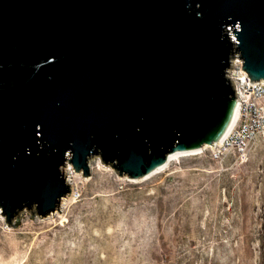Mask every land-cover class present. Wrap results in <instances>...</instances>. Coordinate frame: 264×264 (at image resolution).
I'll return each instance as SVG.
<instances>
[{
  "label": "water",
  "instance_id": "obj_1",
  "mask_svg": "<svg viewBox=\"0 0 264 264\" xmlns=\"http://www.w3.org/2000/svg\"><path fill=\"white\" fill-rule=\"evenodd\" d=\"M233 53L264 83V0H0L5 227L56 216L63 172L89 178L93 157L140 180L216 147L238 109Z\"/></svg>",
  "mask_w": 264,
  "mask_h": 264
},
{
  "label": "rangeland",
  "instance_id": "obj_2",
  "mask_svg": "<svg viewBox=\"0 0 264 264\" xmlns=\"http://www.w3.org/2000/svg\"><path fill=\"white\" fill-rule=\"evenodd\" d=\"M90 163L63 172L56 216L0 210V264H264V136L243 164L192 154L140 180Z\"/></svg>",
  "mask_w": 264,
  "mask_h": 264
},
{
  "label": "built area",
  "instance_id": "obj_3",
  "mask_svg": "<svg viewBox=\"0 0 264 264\" xmlns=\"http://www.w3.org/2000/svg\"><path fill=\"white\" fill-rule=\"evenodd\" d=\"M229 38L236 37L230 32ZM231 61L235 63L228 72V81L238 102L237 115L234 122L217 146H204L195 155L208 154L214 161L223 162L233 159L235 163L248 161L251 146L264 136V83L253 85L251 79L242 68V60L233 53Z\"/></svg>",
  "mask_w": 264,
  "mask_h": 264
},
{
  "label": "bare ground",
  "instance_id": "obj_4",
  "mask_svg": "<svg viewBox=\"0 0 264 264\" xmlns=\"http://www.w3.org/2000/svg\"><path fill=\"white\" fill-rule=\"evenodd\" d=\"M236 115H237V112H236V114H235V117H236ZM234 119H235V118H234ZM233 122H234V121H233ZM232 124H233V123H232ZM230 127H231V126H230ZM229 129H230V128H229ZM203 147H204V146H203ZM203 147H202V148H203ZM202 148H201V149H202ZM192 154H197V151H193V152H189V153H183V154H173V155H169L166 164H165L164 166H162L161 168H159L158 170L152 172V173L149 174L148 176H150V175H152V174L158 172L159 170L163 169V168L166 167L171 161H173V160H175V159H177V158H179V157H181V156H188V155H192ZM65 171H70V172H72V169H70V170H65ZM148 176H146V177H148ZM146 177H145V178H146ZM131 181H132V180H131Z\"/></svg>",
  "mask_w": 264,
  "mask_h": 264
}]
</instances>
